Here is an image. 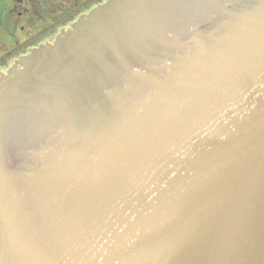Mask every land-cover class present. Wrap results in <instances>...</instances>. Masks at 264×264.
Returning <instances> with one entry per match:
<instances>
[{"label":"water","instance_id":"obj_1","mask_svg":"<svg viewBox=\"0 0 264 264\" xmlns=\"http://www.w3.org/2000/svg\"><path fill=\"white\" fill-rule=\"evenodd\" d=\"M56 39L0 78V264H264V0Z\"/></svg>","mask_w":264,"mask_h":264},{"label":"flooded vegetation","instance_id":"obj_2","mask_svg":"<svg viewBox=\"0 0 264 264\" xmlns=\"http://www.w3.org/2000/svg\"><path fill=\"white\" fill-rule=\"evenodd\" d=\"M105 0H0V74ZM24 50V52H23Z\"/></svg>","mask_w":264,"mask_h":264},{"label":"rangeland","instance_id":"obj_3","mask_svg":"<svg viewBox=\"0 0 264 264\" xmlns=\"http://www.w3.org/2000/svg\"><path fill=\"white\" fill-rule=\"evenodd\" d=\"M23 52H24V50H23Z\"/></svg>","mask_w":264,"mask_h":264}]
</instances>
